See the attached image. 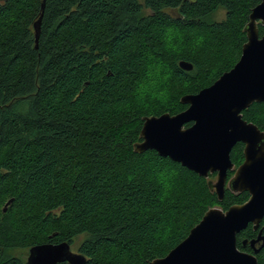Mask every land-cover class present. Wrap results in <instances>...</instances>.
<instances>
[{
	"label": "trees",
	"instance_id": "trees-1",
	"mask_svg": "<svg viewBox=\"0 0 264 264\" xmlns=\"http://www.w3.org/2000/svg\"><path fill=\"white\" fill-rule=\"evenodd\" d=\"M259 3L0 0V264H27L17 251L62 242L86 264H149L209 209L248 201L229 189L219 201L208 179L133 146L144 117L186 110L183 96L238 63ZM221 10L225 18L214 20ZM243 119L264 131V102ZM243 153L238 143L235 168ZM260 230L264 219L237 236L238 248L253 253L243 242ZM256 257L264 264V248Z\"/></svg>",
	"mask_w": 264,
	"mask_h": 264
},
{
	"label": "water",
	"instance_id": "water-1",
	"mask_svg": "<svg viewBox=\"0 0 264 264\" xmlns=\"http://www.w3.org/2000/svg\"><path fill=\"white\" fill-rule=\"evenodd\" d=\"M39 22L35 26L36 48ZM259 25L264 26V0L251 11L244 28L247 42L230 71L199 93L183 96L181 103L188 106L186 110L143 118L141 141L133 146L135 153L155 151L208 179V187L219 201H223L226 189L249 194L247 202L227 211L209 209L184 241L166 257L149 264H258L254 254L238 248L237 236L249 225L259 230L264 219V131L243 119L246 109L264 102V35L260 36ZM179 66L193 70L186 61ZM238 143L244 145V162L229 179V172L235 169L231 153ZM212 174L216 181L209 179ZM11 203L12 199L4 212ZM260 242L261 247L255 249ZM248 243L258 254L264 248L262 230L257 239L243 242ZM63 263L86 264L87 259L73 252L68 242L41 244L29 250L27 264Z\"/></svg>",
	"mask_w": 264,
	"mask_h": 264
},
{
	"label": "rangeland",
	"instance_id": "rangeland-1",
	"mask_svg": "<svg viewBox=\"0 0 264 264\" xmlns=\"http://www.w3.org/2000/svg\"><path fill=\"white\" fill-rule=\"evenodd\" d=\"M224 18H225V11H224V10H221V11H219V12L217 13V15L214 17V20H216V21H221V20H223ZM210 179H211V178H210ZM212 180H213V181H216V177L212 178ZM6 204H7V203H6ZM6 204L3 205V207H2V211H3L4 207L6 206ZM7 209H8V207H7ZM7 209H6V211H7ZM3 212H4V211H3ZM4 213H6V212H4ZM71 249H72L73 252H77V246H76V245H72ZM16 253H17V255L20 254V255L24 256V257L26 258V260H27L28 255H29V252H28V253H25V252H22V251H17Z\"/></svg>",
	"mask_w": 264,
	"mask_h": 264
},
{
	"label": "flooded vegetation",
	"instance_id": "flooded-vegetation-1",
	"mask_svg": "<svg viewBox=\"0 0 264 264\" xmlns=\"http://www.w3.org/2000/svg\"><path fill=\"white\" fill-rule=\"evenodd\" d=\"M237 168H235L233 171H235ZM235 173V172H234ZM216 177V176H215ZM230 179V178H229ZM258 231V230H257ZM260 232V231H259ZM258 235H259V233H258ZM258 235H257V237L255 238V239H257L258 238ZM254 240V239H253ZM249 241V240H248ZM250 241H252V240H250ZM249 244V243H248ZM248 244H246V245H248ZM261 244H262V242H260V243H258L257 245H256V248L255 249H259L260 247H261ZM244 245V244H243ZM245 246V245H244ZM249 246L251 247V245L249 244ZM71 247H72V245H71ZM251 249L253 250V253H251V254H254L255 256L257 255V254H255L254 253V250L255 249H253L252 247H251ZM262 250V249H261ZM260 250V251H261ZM259 251V252H260ZM244 252V251H243ZM247 253H249V252H247Z\"/></svg>",
	"mask_w": 264,
	"mask_h": 264
}]
</instances>
